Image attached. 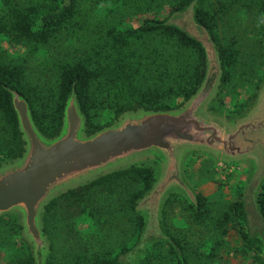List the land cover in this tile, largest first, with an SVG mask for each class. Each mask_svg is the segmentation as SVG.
I'll return each mask as SVG.
<instances>
[{"label":"trees","instance_id":"trees-1","mask_svg":"<svg viewBox=\"0 0 264 264\" xmlns=\"http://www.w3.org/2000/svg\"><path fill=\"white\" fill-rule=\"evenodd\" d=\"M238 9L249 10L264 29V0H0V37L22 50L14 58L0 49V165L24 152L9 90L28 103L37 129L48 139L60 132L72 90L87 136L129 111L180 108L206 72L208 52L196 28L216 53L221 89L234 86L236 75L242 86L252 68L237 70L243 56L228 34ZM184 11L191 13V27L196 28L170 21ZM155 182L152 167L131 166L51 200L42 214L49 244L45 264H134L131 253L139 249L147 223L137 206ZM178 199L194 219L210 213L209 201L199 193L196 206L186 197ZM257 209L264 217V185ZM230 216L241 226L240 253L252 252V264H264L259 240L242 231L247 221L241 202L228 209L223 221ZM0 225L9 226L24 246L11 264H35L20 238L18 219L3 216ZM163 234L166 240L152 247L165 244L171 264H189L177 240Z\"/></svg>","mask_w":264,"mask_h":264},{"label":"water","instance_id":"water-1","mask_svg":"<svg viewBox=\"0 0 264 264\" xmlns=\"http://www.w3.org/2000/svg\"><path fill=\"white\" fill-rule=\"evenodd\" d=\"M216 63V78L205 75L180 108L129 111L90 136L85 133V119L73 90L64 106L60 132L53 139L39 132L24 98L9 90L24 152L0 165V218L9 215L18 219L21 237L35 264H45L49 252L42 214L54 198L113 172L149 166L160 154L170 160L179 150H183L182 157L192 152L215 154L225 125L222 117L209 111L220 87L222 71Z\"/></svg>","mask_w":264,"mask_h":264},{"label":"rangeland","instance_id":"rangeland-1","mask_svg":"<svg viewBox=\"0 0 264 264\" xmlns=\"http://www.w3.org/2000/svg\"><path fill=\"white\" fill-rule=\"evenodd\" d=\"M190 14L184 12L182 15L174 16L170 21L182 28L190 26L189 29H192L195 26L191 27ZM232 16L234 24L229 27L228 34L231 42L236 44L243 56L237 70L246 69V66L247 70L252 68L242 86L237 83L236 75L234 86L223 87L220 91L224 106L236 108V104L242 103V100L252 96L256 90L253 85L257 83L258 79H262L259 85L264 81V29L261 24H257L258 20L249 10L239 11L238 9ZM194 30L197 38L204 44L208 52L207 63L212 62L211 64L216 66V53L213 47L206 44L204 32L197 31V28ZM0 49L14 58L22 55L20 48L7 45L3 37H0ZM210 106L218 108L213 102ZM179 152L182 157L183 150H179ZM205 153L192 152L182 157L181 173L184 182L192 192L199 193L209 201V215L199 220L194 219L186 204L178 199L180 197L183 199L185 196L178 190L166 191L168 181L162 178L163 181L161 180L138 205V211L144 216L147 223L146 229L144 228L141 235L139 249L131 253L134 264H140L143 261H145L144 264H171V258L167 254V245L160 244L152 247V244L158 242V238L165 237L162 234L163 231L177 240L184 250L189 264H252L255 254L252 252L240 253L242 241L238 219L230 216L227 223L223 221L228 209L236 202H242L247 171L239 163H236L232 168L223 165L217 166ZM160 156H156V160L149 165L155 170L157 179L160 159L165 157L161 154ZM249 203L250 206L246 209L251 215L250 228L245 222L242 231L249 235V238L259 240L257 246L262 251L260 255L264 257V217L258 213L256 206ZM163 207L164 212L162 213ZM256 215H259L263 221H259ZM160 223H163V226ZM80 228L82 232H85L86 226ZM20 238L23 240L22 237ZM23 247L9 226L0 225V264H11L17 260L21 257Z\"/></svg>","mask_w":264,"mask_h":264},{"label":"flooded vegetation","instance_id":"flooded-vegetation-1","mask_svg":"<svg viewBox=\"0 0 264 264\" xmlns=\"http://www.w3.org/2000/svg\"><path fill=\"white\" fill-rule=\"evenodd\" d=\"M211 63H207L205 75L208 79H215L218 74V65L213 66ZM220 91L221 87H219V91L212 101L218 108L215 109L210 106L209 111L222 117L225 125L221 130L220 139L217 142L218 149H216L215 154H207L206 156L213 163H216L217 166L223 165L232 168L236 163H239L240 166L245 167L247 178L241 203L244 208L246 223L249 227L251 216L247 210L248 206H250L249 202H251L252 206H256L257 209V198L264 185V81L253 92L252 96L245 98V101L242 100V104H245V106L240 107L241 109L225 107ZM180 154L181 152L177 151L174 155V160H170L167 157L160 159L159 177L156 179L151 191L163 178V180L166 179L168 181L166 191L178 190L191 203L195 204V194L184 182L181 173ZM256 216L259 221H263L259 215Z\"/></svg>","mask_w":264,"mask_h":264}]
</instances>
